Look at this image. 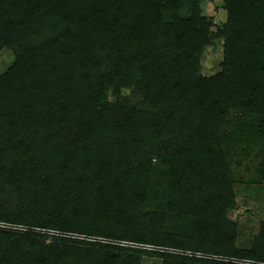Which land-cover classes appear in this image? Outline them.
<instances>
[{
    "label": "trees",
    "instance_id": "obj_1",
    "mask_svg": "<svg viewBox=\"0 0 264 264\" xmlns=\"http://www.w3.org/2000/svg\"><path fill=\"white\" fill-rule=\"evenodd\" d=\"M16 1L15 5L14 3L7 4V2L0 4V51L7 48L16 55L14 67L8 77H2V84H0V100H3L0 107L4 104V107H1L4 112L12 106L13 102L19 103L20 100L30 102L29 98H21V95L17 93L18 85L15 77L13 78V73H27L26 76H28L32 75L33 71L41 72L54 63L55 57H77L81 65L85 66L96 56V53L89 48L91 43L88 39L89 34L94 32L101 46L104 45L100 39L101 36L106 39L109 35L111 44H115L113 55L116 60L114 61L121 71L118 74L119 79L123 78L124 70L121 59L129 56L125 42L127 31L136 36L129 40V45L138 49L142 60L145 61L149 52L156 49L155 43L152 40L150 42L146 36L153 33V25H157L158 22L156 20L153 23L144 18L142 8L144 6L153 7L159 13L164 5L179 3V0ZM253 1L252 4L258 5L259 14L262 16L258 15L254 21L257 26V38L247 47L245 55L241 57L242 61L233 56L236 51L235 44L239 39L235 22L244 21V18L239 19L237 12L239 10L242 12L241 7L244 4L239 6L241 0H225L230 17L226 31L231 32L226 41L228 57L222 72L208 79L196 80L194 77L197 72L199 52L204 48L202 41L205 40V35L201 34L199 28L201 20H198L197 15L191 20L175 19L170 27L176 29L175 40L180 43L177 47L176 61L178 65L187 63L185 67L192 71L191 76H188V81H190L188 94L178 91L177 78H174L177 82L172 86L171 82H168L172 79L164 78L155 81L154 68L151 65L141 66L134 79L139 86L137 89L140 88L145 98V106L156 105L158 102L169 105L173 109L169 112L170 122L174 119L179 126L190 128L191 132L197 127L198 124L195 122H198L200 118L204 120L200 123L216 118L223 120L232 108L240 107L243 102L245 108L249 105L254 106L264 114V27L257 22L262 17L264 23V0ZM195 22L199 30V43L197 32L192 36L189 35L196 29L191 30ZM32 29L38 32L49 30L48 39L33 44L32 37L35 34H31ZM158 63L155 66H158ZM155 82L160 84L155 87L153 85ZM165 82L168 83L165 84ZM86 83L87 81H81V84ZM81 98L82 95H80ZM242 98H244L243 101H241ZM188 103L192 107L191 111L182 109ZM86 107L81 108L85 109L83 117H86L87 122L83 127L77 126L73 135L67 134L69 133L67 130H73V127L59 129L58 125H56L57 130L48 135L50 143L54 144L56 141L57 147L60 146L61 153L70 147L73 153L76 147L80 148L79 160L73 161L74 163L67 162L65 165L63 154H59V157L55 155L57 160L64 161L59 166L60 170L52 167L55 160L49 158L45 151L39 150L40 148H37L35 144L32 146L33 140L31 139L40 132L28 127L30 123H34L31 121L33 113L24 121L23 129L11 131L5 125V129L0 130L1 222L39 229L55 227L63 232L84 234L88 237H104L112 241L148 242L158 247L185 248L198 252L235 255L240 258L264 261L261 257L264 255V231L258 240L261 242L260 246L256 248V254L260 256L252 253L248 255L246 252H232L233 243L230 233L234 230V226L226 218V211L230 206L228 200L216 204L209 203L208 206L202 203L205 209H199L197 204L201 201L195 197L188 198V191L193 192L197 181L206 182V185L209 183L210 186L214 184L221 192L225 191L224 193L230 189L231 179L227 164L221 154H219L218 164L210 173L200 174L199 180L193 166L187 162L173 161L169 183L165 181L156 184L159 189L164 190L163 194H159L163 195L161 196L163 198L162 210L158 213L138 216V219L147 218L148 221L153 222L152 231H144L142 226L145 222L134 229L131 219L137 214L134 213L136 211L133 206L130 208L119 201V196H122L120 185L124 186L127 177H134L136 171L140 174L143 171L145 176H149L154 171L158 178L162 162L160 145L156 138L146 135V127L140 124L139 119L137 120V111H131L129 116L113 112L110 117L107 114V108L100 107L98 102L92 103L90 110H86ZM27 114L25 113L24 116ZM157 127L158 124L155 125V128ZM158 128L157 134L162 135L163 129L161 126ZM101 133H104V136ZM105 134L120 138L119 143L113 141V149H110L108 145L112 140L105 137ZM96 138L101 139L96 141L94 140ZM185 139V136L181 137V140ZM82 142L85 144L83 148ZM103 142H107L106 145H100ZM127 142L135 148L139 147L136 153L135 150L132 153L127 150ZM124 145L126 149L122 150ZM207 153L208 155L215 154L214 148H209ZM136 156L139 162L132 159ZM61 171L64 172V178L70 177L73 182L79 183H74L75 186L74 184L66 185L64 189L77 192L69 199L70 201L63 197L61 202L57 200L53 204L49 202L50 208L53 207L50 217L54 219L46 221L45 215L48 211L43 212L38 209L36 215H33V208L37 205L32 204L35 201L39 205L44 198L42 189L36 197V187L33 182L37 181L41 184L49 181L50 176L61 177L63 175L59 174ZM35 172H38L37 178H35ZM171 184L174 189L170 187ZM24 188L27 190L23 192ZM10 190H15L18 198L21 196L25 198L23 200L21 198L18 202V199L9 196ZM152 190L156 192V189ZM171 190L181 193L179 198H167L166 193H172ZM85 195H88L86 201L83 197ZM136 196L141 197L142 193L139 191V194L134 195L133 198L136 199ZM58 220L63 221L62 224ZM178 221L182 222L180 224L182 226L178 229L166 228L170 223ZM88 227L91 229L88 230ZM145 233L147 236L144 235ZM155 234H158L157 239L154 237ZM226 237L227 241L224 242ZM48 239H53V242H47ZM59 239L62 240L59 241L57 238H50L32 231H0V264H140V255L146 253L129 250L132 252L129 254L128 250L120 248L116 243L103 244L88 240L76 242ZM161 256L164 258L163 264H233L169 253H162Z\"/></svg>",
    "mask_w": 264,
    "mask_h": 264
},
{
    "label": "rangeland",
    "instance_id": "obj_2",
    "mask_svg": "<svg viewBox=\"0 0 264 264\" xmlns=\"http://www.w3.org/2000/svg\"><path fill=\"white\" fill-rule=\"evenodd\" d=\"M4 2H7V4L14 3V5L17 3L16 0H0V4H4ZM252 2L254 1L241 0L239 6L244 4L241 7L242 12L237 7L239 19L244 18V21L235 22L237 37L239 39H237V43L235 44L236 51L233 57L242 61L241 57L245 55L247 47L257 38V26L254 21H256L255 19L258 15L262 16L259 14L260 9L258 5H254ZM142 11L144 18L149 19L153 23L156 20L158 22L157 25H153V33L146 36L149 41L152 40L155 43L156 49L149 52L145 61L141 59L138 49L136 50L132 45H129V40L136 36L127 31V41L125 42L129 56L121 59L124 74L123 78L119 79L118 74L121 71H119L120 68L114 61L116 58L113 55V52H115L113 46L115 44H111V38L108 35L106 39L101 36L100 39L104 43L101 46L96 32L89 34L88 39L91 43V47L89 46V48L96 53V56L85 66L81 65L77 57H55L54 63L48 65L41 72L39 70L33 71L32 75L28 76H26L27 73L22 74L20 72L12 74L13 78L15 77L17 81V93L21 95V98H29L30 102L22 100L19 103L13 102L6 112L2 111L3 104L2 108L0 107V130L5 129V125L11 131L13 129H23L24 121L33 113L31 121L34 123H30L28 127L37 129L40 132L31 139L33 140L32 146L35 144L37 148H40L39 150L45 151L49 158L55 160L52 167H55V170H60L59 166L64 161L57 160L55 155L63 154L65 165L67 162L74 163L73 161L79 160L78 155L81 154H79L80 148L76 147L73 153L70 147L61 153L60 146L59 149L56 141L54 144L53 142L50 143L48 135L54 133L58 127L61 129L69 126L73 127V130H67L69 132L67 134L73 135L77 130V126L83 127L87 122L86 117H83L85 115L83 107L88 105L86 110H90L91 104L98 102L100 107L105 106L107 108V114L110 117H112L113 112L114 114L118 112L122 116H129L131 111H137V120L139 119L140 124L146 127V135L150 138L152 136L156 138L160 145L162 162L160 163L158 178L154 174V171L149 176H145V173L142 171L141 174L143 176L141 177L139 176L141 174L136 171L134 177H127V181H124V186L121 187L120 185L122 196H119V201L130 208L133 206V209L136 211L134 213L137 214L131 219L134 229L145 222L142 226L144 231H152L153 222L148 221L147 218L138 219V216H145L146 213H158L162 210L163 198L161 196L163 195L159 194H163L164 190L159 189L156 184L165 181L169 183L172 176L173 161L187 162L193 166V170L196 171L198 175L197 179L199 180L200 174L210 173L213 167L218 164V161H220L219 154H221L227 164V170L231 179L230 189L224 193L225 191L221 192L219 187L214 184L210 186L209 183L206 185V182L197 181L194 184L193 192L188 191V198L195 197L201 201L197 204V208L199 209H205V205L202 206V203L208 206L209 203L216 204L220 203V201L227 202L228 200L230 206L226 211V218L234 226L232 234L230 233L233 243V246H231L232 252H246L248 255L252 253L255 256H260L256 254V250L258 249L257 246H260L261 242L258 240H260L264 231V114L259 112L254 106L249 105L245 108L243 102L242 105L240 104V107L236 109L232 108L223 120H217L216 118L211 119V122L205 121L204 123H200L204 121L200 118L198 122H195L198 124L197 127L191 132L190 128L179 126L174 119L170 122L169 112H172L173 109L169 105L158 102L156 105L146 107L145 98L140 92V88L137 89L139 86L134 79L135 75H138L141 66L146 67L147 65H151L154 68L155 81H160L164 78L172 79V81H168L171 82L172 86L177 82L174 78H177L178 91H184L186 95L188 94V84H190L188 76L192 71L185 67L187 63L185 65H178L176 61L177 47L180 43L175 40L177 31L175 28L172 29L170 24L175 19L191 20L196 15L198 16V20H201L199 28L201 29V34L205 35V40L202 41L204 48L199 52V60L196 65L197 72L194 77L196 80H203L221 73L228 57L226 54V41L230 37L228 34H231L230 31H226L230 19L227 4L225 0H179L177 5H172L171 3L164 5L159 13H157V9L146 6L142 8ZM257 22L264 27L262 17ZM195 23L193 24L194 27H191V30L196 29L189 34L190 36L199 31L197 30V22ZM32 30L33 33L31 34H35L32 37L33 44H37V41L48 39L47 34L49 30L39 32L34 29ZM197 41L198 43L200 42L199 33ZM157 62H159L158 66H155ZM15 63L16 55L13 51L7 48L0 51V84H2V77H8ZM112 75L117 76L114 77ZM81 81H87V83L81 84ZM168 82H165V84ZM158 84L160 83H153L155 87ZM90 94L92 96L89 97ZM80 95H82L81 99ZM2 103L3 100H0V104ZM182 109L191 111L192 107L188 103ZM25 113L28 114L24 116ZM96 124L99 123L96 122ZM156 124L163 129L162 135L157 134L159 128H155ZM101 135L104 136V133H101ZM108 136L105 134V137L112 140L108 145L110 149H113V141L119 143L120 138L109 134ZM182 136H185L186 139L181 140ZM100 139L96 138L94 140L98 141ZM106 143L103 142L100 145H106ZM127 143V150L131 153L135 150L136 153L139 147L135 148L131 143ZM81 146L82 148L85 147L84 142H82ZM211 147L214 148L215 154L208 155L207 150ZM126 148L125 145L124 148L122 146V150ZM132 159L138 161L137 156ZM67 170L69 169L67 168ZM59 174L63 175L61 177L58 176V178L50 176L49 181H44L41 184L37 181L33 182L36 187V197L40 189H42L44 197L41 204L38 205L35 201L32 204L37 205L33 208V215H36L38 212L36 210L38 209H41L43 212L48 211L45 215L46 221L54 219L50 217L53 207L50 208L49 202L50 204H53L56 200L61 202L63 197L70 201L69 199L77 192L66 191L64 187L69 184L73 185L75 182L70 177L64 178L63 171ZM34 175L37 178L38 172H35ZM168 187L169 185L167 184ZM170 187L174 189L172 184ZM152 189H156V192ZM22 190L24 192L27 188ZM139 191L142 193V196H136V199H134L133 196L138 195ZM171 191L172 193L170 194L165 192L167 198H179V194L181 193H178V191L175 193L174 190ZM9 192V196L18 199V202L21 198L22 200L25 198L24 196L18 198L19 196H16L15 193L17 192L15 190H10ZM211 194L212 197H210ZM87 196H83L84 201L88 200ZM40 197L42 196L40 195ZM128 201L131 202L128 203ZM58 221L60 224L63 222ZM181 223L180 221L170 223L166 228L178 229L179 226H182L180 225ZM87 229L89 230L91 227ZM5 230L37 232L50 238H57L59 241L62 240L59 238H63L75 240L76 242L88 240L103 244L116 243L120 248L128 250L129 254H132L129 250L146 252L140 255V264H163L164 258L161 256L162 253L204 258L233 264H264L262 260L240 258L235 255H219L187 250L185 248L158 247L148 242L112 241L104 237H88L84 234L63 232L55 227L45 229L29 228L28 226L25 227L0 221V231L3 232ZM144 235L147 236L146 233ZM157 236L158 234H155L154 237L157 239ZM230 238H228L229 241H231ZM223 241L226 242L227 237ZM47 242L51 243L53 239H48ZM133 255L136 254L133 253ZM261 257L264 258V255H261Z\"/></svg>",
    "mask_w": 264,
    "mask_h": 264
}]
</instances>
